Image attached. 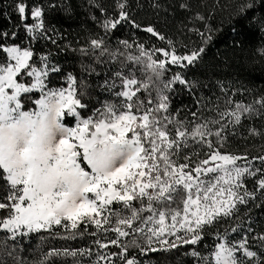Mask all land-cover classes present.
<instances>
[{"label": "trees", "instance_id": "trees-1", "mask_svg": "<svg viewBox=\"0 0 264 264\" xmlns=\"http://www.w3.org/2000/svg\"><path fill=\"white\" fill-rule=\"evenodd\" d=\"M13 45L31 51L18 82L31 84L25 71L43 65L44 89L68 86L71 75L79 114L94 120L125 108L123 84L143 80L147 53L173 54L181 61L152 70L155 78L137 86L132 110L148 113L193 162L214 150L264 155V0H0V67ZM41 95L23 93L21 110H34ZM19 195L0 166V221ZM232 220L253 236L255 255L246 264H264V180L256 195L204 227L196 243L149 250L136 234L111 243L91 221L23 235L0 228V264H124L137 256L136 264H214L215 232L229 230Z\"/></svg>", "mask_w": 264, "mask_h": 264}, {"label": "rangeland", "instance_id": "rangeland-1", "mask_svg": "<svg viewBox=\"0 0 264 264\" xmlns=\"http://www.w3.org/2000/svg\"><path fill=\"white\" fill-rule=\"evenodd\" d=\"M32 16L39 20L41 11ZM5 51L8 61L0 67V166L8 181L20 187V195L0 221L1 229L23 235L91 221L111 243L136 234L154 250L196 243L204 227L258 193L264 155L248 159L214 150L193 162L163 126H152L148 113L132 110L137 86L155 78L151 71L181 58L165 51L160 57L147 53L141 59L147 72L143 80L133 77L123 84L125 108L94 120L79 114L71 75L68 86L50 89L35 101L34 110L22 111L20 96L42 91L49 69L32 68L23 76H30L31 84L18 82L31 51L14 45ZM249 179L256 180L247 186ZM229 223V230L215 232L221 240L211 259L214 264H246L255 255L253 236L236 221ZM104 255L109 262L115 258L107 251Z\"/></svg>", "mask_w": 264, "mask_h": 264}, {"label": "crops", "instance_id": "crops-1", "mask_svg": "<svg viewBox=\"0 0 264 264\" xmlns=\"http://www.w3.org/2000/svg\"><path fill=\"white\" fill-rule=\"evenodd\" d=\"M43 87H44V85H43ZM49 90H50V89H43V90H42V95H41V96H42V97L45 96L46 92L49 91Z\"/></svg>", "mask_w": 264, "mask_h": 264}]
</instances>
